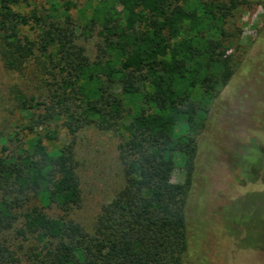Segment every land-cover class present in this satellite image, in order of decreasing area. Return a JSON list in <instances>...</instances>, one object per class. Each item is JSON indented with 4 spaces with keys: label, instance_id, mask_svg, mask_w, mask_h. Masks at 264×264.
I'll use <instances>...</instances> for the list:
<instances>
[{
    "label": "trees",
    "instance_id": "16d2710c",
    "mask_svg": "<svg viewBox=\"0 0 264 264\" xmlns=\"http://www.w3.org/2000/svg\"><path fill=\"white\" fill-rule=\"evenodd\" d=\"M19 2L1 3L5 64L38 51L52 79L46 99L18 96L26 120L0 143V232L22 222L17 235L34 240L24 263L0 241V264H185L198 137L236 75L231 23L246 0H46L29 17ZM30 22L36 40L18 31ZM95 33L92 59L77 40ZM59 123L71 140L49 150L43 130ZM87 126L124 130L125 186L93 234L69 217L83 203L75 139ZM178 163L184 183L172 181Z\"/></svg>",
    "mask_w": 264,
    "mask_h": 264
},
{
    "label": "rangeland",
    "instance_id": "374dc122",
    "mask_svg": "<svg viewBox=\"0 0 264 264\" xmlns=\"http://www.w3.org/2000/svg\"><path fill=\"white\" fill-rule=\"evenodd\" d=\"M73 1L83 6L89 0ZM45 5L46 0H20L12 7L29 17ZM71 14L77 18L78 12L73 10ZM231 24L232 30L241 32L239 50L233 52L239 66L198 137L197 170L187 207L189 246L185 264H264V0H246ZM18 31L30 40L37 38L32 22L20 25ZM100 40L97 33L80 35L77 44L94 59ZM4 43L0 38V143L10 140L26 120L18 96L42 101L52 79L46 58L38 51L14 68L6 66ZM43 132L55 136L46 140L49 150L71 140L61 123ZM123 140L124 130L101 131L94 126L83 128L76 136V168L83 203L72 209L69 217L90 234L103 207L125 186L119 158ZM174 170L172 181L184 183L186 174L181 164ZM21 225L18 222L14 229L0 232V241L24 263L34 240L17 235Z\"/></svg>",
    "mask_w": 264,
    "mask_h": 264
}]
</instances>
